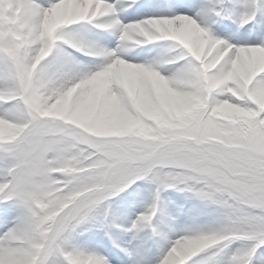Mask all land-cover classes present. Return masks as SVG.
Instances as JSON below:
<instances>
[{
	"label": "snow or ice",
	"instance_id": "snow-or-ice-1",
	"mask_svg": "<svg viewBox=\"0 0 264 264\" xmlns=\"http://www.w3.org/2000/svg\"><path fill=\"white\" fill-rule=\"evenodd\" d=\"M0 264H264V0H0Z\"/></svg>",
	"mask_w": 264,
	"mask_h": 264
}]
</instances>
